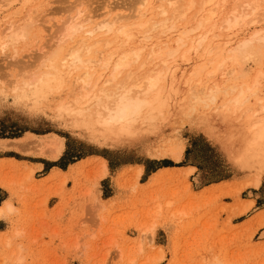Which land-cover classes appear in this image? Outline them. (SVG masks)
<instances>
[{"label": "rangeland", "instance_id": "374dc122", "mask_svg": "<svg viewBox=\"0 0 264 264\" xmlns=\"http://www.w3.org/2000/svg\"><path fill=\"white\" fill-rule=\"evenodd\" d=\"M66 1L77 0H11L0 9V19L14 13L19 20L40 5L45 19L8 49L0 48V205L10 200L15 207L0 216V238L13 237L22 248L23 264H264V209L256 213L264 207V173L256 186L248 184L258 170L235 162L221 143V127L212 115L223 100L221 91L210 108L195 106L187 120L170 115L135 137L58 112L72 87L66 81L37 100L23 96L20 82L13 84L20 73L48 69L53 31L64 18ZM82 2L94 19L130 10L125 0ZM242 34L216 38L218 44L228 38L229 43L210 62L202 52L177 57L179 74L167 79L170 103L188 97L190 88L206 89L208 72ZM168 37L173 41L175 33ZM258 57H247L244 71L234 65L222 87L251 85L264 72V57L262 63ZM185 74L186 86L183 79L176 81ZM259 99L264 100V83L248 101L254 105ZM49 135L64 144L56 159L35 148L37 139ZM11 139L27 146L21 149ZM20 159L49 161L37 171ZM185 165L193 167L176 168ZM114 189L118 196L108 198ZM251 195L254 206L243 199ZM229 199L230 204L222 203Z\"/></svg>", "mask_w": 264, "mask_h": 264}, {"label": "bare ground", "instance_id": "6f19581e", "mask_svg": "<svg viewBox=\"0 0 264 264\" xmlns=\"http://www.w3.org/2000/svg\"><path fill=\"white\" fill-rule=\"evenodd\" d=\"M9 1L0 0V9ZM125 1L129 12L108 11L98 19L88 13L82 0L69 5L63 2L66 13L53 31L56 40L48 69L32 75L20 73L13 84L20 82L23 96L37 100L66 81L72 87L68 97L58 104V112L71 119L95 122L117 135L132 132L135 137L147 134L151 125L160 124L170 115L178 114L187 120L196 97L214 100L215 93L221 91L223 100L212 113L221 127V143L235 162L258 170L248 181L256 186L264 173V100L259 99L254 105L248 100L264 83V72L259 71L251 85L231 84L227 88L222 85L224 78L234 71V65L244 71V61L250 55L259 53V62L263 61L264 0ZM40 8L37 5L20 9L27 11L19 20H15L14 13L0 19L2 50L24 38L33 24L44 22V10ZM240 31L243 34L236 45L228 47L226 56L208 72L206 89L190 88L188 97L170 103L167 79L179 74L175 59L202 52L209 55L210 62L229 43V38L221 44L215 39ZM173 32L175 39L170 41L168 35ZM10 59L17 63L14 56ZM197 74L198 71L191 73ZM188 78L185 74L176 81L183 79L182 85L186 86L190 83ZM122 98L145 102L146 113L142 112V118L132 122L125 118L117 123L114 115L120 110ZM20 140L8 141L25 148L27 144ZM35 145L37 152L56 159L64 144L59 136L49 135L37 139ZM140 170L137 167L136 173ZM14 209L13 203L6 200L0 205V216ZM21 251L19 244L13 243V237L0 238V264H23Z\"/></svg>", "mask_w": 264, "mask_h": 264}, {"label": "clouds", "instance_id": "9594fccd", "mask_svg": "<svg viewBox=\"0 0 264 264\" xmlns=\"http://www.w3.org/2000/svg\"><path fill=\"white\" fill-rule=\"evenodd\" d=\"M122 105L120 106V110L117 111L114 115V119L117 123H119L122 119L127 118L129 122H132L136 119L142 118V112L146 113L147 105L143 101L135 100L132 98L123 99ZM214 103V100H210L207 98L196 97L193 101L194 108L195 106H201L204 109L210 108V106ZM124 105L127 106V110H124Z\"/></svg>", "mask_w": 264, "mask_h": 264}, {"label": "crops", "instance_id": "0c3cea01", "mask_svg": "<svg viewBox=\"0 0 264 264\" xmlns=\"http://www.w3.org/2000/svg\"><path fill=\"white\" fill-rule=\"evenodd\" d=\"M91 156H93V155H91ZM96 156V155H95ZM3 157V156H2ZM4 159H10V158H4ZM16 160V159H15ZM20 160H24V161H26V162H28L29 164H31L33 167H37L36 169H37V171H39L41 168H43V164H44V162L45 161H49V160H42V161H39V160H35V161H33V162H29V161H27L26 159H20ZM77 161V160H76ZM76 161H74V162H76ZM73 162V163H74ZM54 167H57V166H51V167H49L50 169L51 168H54ZM164 167H166V166H164ZM188 167H193V166H189V165H185V166H181V167H176V168H188ZM59 168V167H58ZM160 168H163V167H160ZM160 168H158V169H160ZM50 169H48V171L47 172H49V170ZM157 169V170H158ZM156 170V171H157ZM36 171V172H37ZM54 172H56V171H61V172H63V170H61V169H57V168H55L54 170H53ZM194 171V170H193ZM46 172V173H47ZM45 173V174H46ZM44 174V175H45ZM115 176L116 175H114L113 176V183H114V186L116 187V184H115ZM150 176V175H149ZM150 177H148V179H149ZM148 179L146 180V181H144L143 183H146L147 181H148ZM69 181V180H68ZM215 183H217V182H215ZM211 184V183H210ZM207 185H209V184H207ZM204 186H206V185H204ZM203 186V187H204ZM201 189V188H200ZM252 189H255V188H252ZM115 191H114V193L112 194V195H110L108 198H111V199H113V198H116L117 196H118V191H117V189H114ZM247 190H249V188L248 189H246L245 191H247ZM250 191V190H249ZM251 192V191H250ZM107 199V198H106ZM242 199V198H241ZM243 199H245V200H247V199H250L251 201H253V206H254V198L252 197V195L251 196H247V197H245V198H243ZM50 200H53V202L54 203H56L57 201H58V199L55 197V196H52L51 197V199ZM222 203H224V204H230L231 203V200L229 199V200H225V201H222ZM252 206V207H253ZM264 209V207H262V208H259L258 209V211H256V213H258L259 211H262ZM223 218L225 217V214L222 216ZM234 220V219H233ZM245 220V218L244 219H240V220H236V221H232V223L233 224H240V223H242L243 221Z\"/></svg>", "mask_w": 264, "mask_h": 264}, {"label": "trees", "instance_id": "16d2710c", "mask_svg": "<svg viewBox=\"0 0 264 264\" xmlns=\"http://www.w3.org/2000/svg\"><path fill=\"white\" fill-rule=\"evenodd\" d=\"M19 136H21V135H19ZM19 136H15V137H19ZM10 138H13V137H10ZM77 159H79V158H77ZM73 161H75V160H73ZM73 161H71V162H73ZM71 162H69V163H71ZM69 163H67L66 166H67ZM66 166H65L64 168H66ZM164 166H168V165H164ZM155 170H156V169H155ZM155 170H153V171H155Z\"/></svg>", "mask_w": 264, "mask_h": 264}]
</instances>
